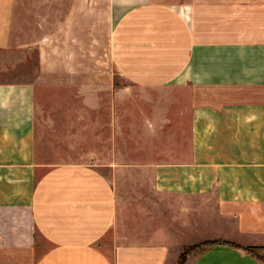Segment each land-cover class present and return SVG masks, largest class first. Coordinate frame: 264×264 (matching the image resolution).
Returning a JSON list of instances; mask_svg holds the SVG:
<instances>
[{"label":"crops","instance_id":"0c3cea01","mask_svg":"<svg viewBox=\"0 0 264 264\" xmlns=\"http://www.w3.org/2000/svg\"><path fill=\"white\" fill-rule=\"evenodd\" d=\"M102 8L118 19L110 56L119 75L180 90L189 135L179 152L173 137L164 154L154 148L158 128L174 122L166 100L147 120L156 145L133 163L124 151L105 164L111 171L47 162L58 159L47 147L52 119L62 134L52 112L69 114L71 142L79 112L85 138L97 134L93 16ZM35 48L31 75L22 65ZM0 49L19 55L0 72V264H179L204 241L229 243L193 250L187 264H264L245 249L264 257V0H0ZM76 87L84 106L43 103L52 88Z\"/></svg>","mask_w":264,"mask_h":264},{"label":"rangeland","instance_id":"374dc122","mask_svg":"<svg viewBox=\"0 0 264 264\" xmlns=\"http://www.w3.org/2000/svg\"><path fill=\"white\" fill-rule=\"evenodd\" d=\"M48 16L46 15L45 17L47 23L54 18L53 16ZM57 18L60 19V17ZM117 21V16L108 13V10L104 8L99 9L98 12L95 10L93 16L94 72L100 76L94 80V97L90 98V103L99 105L97 108L95 106L93 113V126L97 134L93 138H85L84 134L81 133L86 126L85 112H79L77 115L79 133L76 142H71L69 138V114L66 116V112L63 111L56 115L52 112V118L62 123V134L55 127V121L52 119L53 126H47L46 129V138L47 141H50L47 147H49L50 155L58 157V159H49L50 161L47 162H101L104 166L103 170L108 169V171H111V167L105 164L117 162L113 159V155H117L119 151H124L126 163H133V153L136 150L148 151L151 146L156 145L151 143L147 120L155 109L163 110L166 100L175 101L173 112L170 113L174 122L172 125L169 124L168 128H158V133L154 136V138L158 136L157 147L154 148L159 153L164 154V151L170 147V139L173 137L172 146L175 152H179L183 146L181 143L183 136L185 139L189 135V121L187 118H183V113L181 112L182 100H184L185 96H182L180 90L175 91V96H173L167 94L166 90L144 89L134 86L119 75L114 66L112 56H110L111 38ZM76 33L79 41L82 40V43H84L85 33ZM47 34L52 36L54 32L51 29ZM50 42V44H53L52 39ZM35 51H37L36 48L35 50H29L30 55L27 56L28 58L24 55L22 65L24 66L23 71L27 70L31 75L37 70ZM18 56L7 50L0 49V72H3V68H5V65L9 63L12 57ZM27 59H30L29 64ZM16 66L14 65L13 67L19 68ZM85 91V88L82 89L80 87L70 90L68 88H52L51 92H49L51 95L47 98L44 97L43 103L48 105L61 103L62 107L67 109L75 104L78 107L84 106L87 103ZM57 94L61 95L58 96ZM53 115H56V117ZM119 116L120 122L125 127H119ZM47 125L51 124L47 123Z\"/></svg>","mask_w":264,"mask_h":264},{"label":"trees","instance_id":"16d2710c","mask_svg":"<svg viewBox=\"0 0 264 264\" xmlns=\"http://www.w3.org/2000/svg\"><path fill=\"white\" fill-rule=\"evenodd\" d=\"M219 243H229V242H225V241H204L202 243L186 247L179 257V264H186L187 263L189 253L191 251L197 250V249H204L208 246H212V245L219 244ZM230 244H234V243H230ZM245 249L247 251L253 253L255 256L259 257L260 259H262L264 261V257L261 256L259 253H257L254 248L247 247Z\"/></svg>","mask_w":264,"mask_h":264}]
</instances>
